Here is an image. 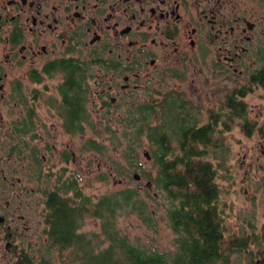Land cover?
<instances>
[{"label": "flooded vegetation", "instance_id": "af4514ba", "mask_svg": "<svg viewBox=\"0 0 264 264\" xmlns=\"http://www.w3.org/2000/svg\"><path fill=\"white\" fill-rule=\"evenodd\" d=\"M218 73L227 77L224 105L217 120L212 114L197 125L186 112V90H172ZM158 107L160 122L148 125ZM171 112L188 136L227 120L225 130L233 125L246 139L240 169L263 166L264 0H0V264L44 262L56 220L49 197L72 207L69 192L89 182L93 127L117 122L130 136L146 135L167 126ZM42 217L41 241L32 226ZM259 231L264 237V222ZM232 237L247 264H264V238ZM32 242H42L38 260L29 255Z\"/></svg>", "mask_w": 264, "mask_h": 264}, {"label": "trees", "instance_id": "16d2710c", "mask_svg": "<svg viewBox=\"0 0 264 264\" xmlns=\"http://www.w3.org/2000/svg\"><path fill=\"white\" fill-rule=\"evenodd\" d=\"M164 120L167 126L162 123L152 133L132 138L143 137L150 143L148 153L156 174L143 172L141 176L171 203L167 218L177 236L174 251L169 255L146 252L131 244L117 229L116 221L122 214L135 212L143 223L151 222L153 213L138 190L127 188L110 192L93 202L75 188L80 202L74 201L72 207L54 196L49 197L48 209L56 220L49 222L43 264H51L48 254L54 250L60 253L71 250L64 264H225L229 254L238 249L236 243L240 239L223 238L221 211L215 204L220 192L215 183L216 171L209 161L211 149L217 146L215 130L213 132L211 127L190 130L188 136L179 113L171 112ZM176 131L184 134L178 135ZM170 140L177 142L178 149L170 147ZM90 146L94 153L102 152V145L95 140H91ZM133 153L128 147L125 159L130 160ZM70 188L72 186L65 187ZM55 204L61 207L54 212ZM86 217L99 222L98 235L79 233ZM103 243L107 245L103 247Z\"/></svg>", "mask_w": 264, "mask_h": 264}, {"label": "rangeland", "instance_id": "374dc122", "mask_svg": "<svg viewBox=\"0 0 264 264\" xmlns=\"http://www.w3.org/2000/svg\"><path fill=\"white\" fill-rule=\"evenodd\" d=\"M203 76L204 74L198 75L195 83L196 88H172L173 93H176L175 90H178L177 93L186 90L188 95L187 98L184 96L187 99L186 108H188V111L186 112L191 116V118L189 116L191 121L197 120V125L209 122L212 114L215 117L216 113L223 107L228 94V83L225 75L218 73V75L214 76V80L210 81H203ZM211 85L214 87L212 88L214 90L213 93L210 90ZM159 113L160 108L158 107L156 113L148 118L146 123L155 125L160 122L162 116ZM226 122L227 120L223 119L219 122L223 124L222 126L214 127L215 132H217L218 146L216 149L215 147L211 149L209 155V161L216 171L215 183L220 192L215 204H217L218 210L221 211L223 238L228 240L232 236L243 235L247 237V241L252 243L256 241L257 236L260 239L264 238L259 231L264 222V157L262 158V167L250 170L249 164L246 162L244 167L240 169L241 157L247 154L246 150H241L246 139L241 136L238 129L233 131V125L230 131H226L224 127ZM100 124L102 125L99 128L93 127L91 140L101 144L103 149L101 153H94L90 149L89 170L91 175L89 182L84 186H80L81 195L91 197L92 199H90L95 202L98 198L110 192H119L127 188L138 190L140 196L148 203L149 211L153 212L151 222L149 224L143 223L135 212L126 215L122 214L116 221L117 229L128 238L131 244L146 252L155 251L166 255L171 254L175 249V240L177 238L176 234L171 230L167 218V210L171 203L164 200V193H159L154 188L148 191L149 189L146 186L148 179L142 177L138 182L133 180L134 174L138 176L142 175L143 172H151L152 176L156 174L153 162L147 161L142 154L144 149L148 150L149 144L143 137L133 139L129 135L131 130L128 127L118 126L117 122H115V125H109L107 122H100ZM106 125L108 128L105 127ZM116 130L120 131L116 134L117 136L113 133ZM94 131H98L100 135L96 136ZM121 133L128 134L122 136ZM128 147L134 150L130 160L124 157V152ZM238 151L241 154L237 156ZM98 165H100L101 174H104L105 179H100L101 174H93V172L97 171ZM110 172L112 173L111 177L108 175ZM121 180L123 182L119 183ZM67 196L73 198L75 203L80 202V199L73 192H69ZM43 223L42 217V224L40 223L37 227L32 226V229L36 231L35 234L41 232V241L45 238L43 233L45 225ZM252 225L254 226L253 230L249 228ZM79 233H96L98 235L99 222L86 217L81 224ZM99 238L102 240L101 236ZM41 245L42 242L36 247L35 243L32 242L30 257H33L34 252H37V260L40 258ZM106 245L107 243H103V247ZM244 250L238 247L236 251H232L226 264H247V254ZM247 250L250 253H254V257L258 256L253 244L249 245ZM70 252L71 250L63 253L57 250L51 251L48 254L49 261L51 264H64L68 260L67 257H69ZM42 260L44 261L43 258ZM32 264L40 263L39 260H34Z\"/></svg>", "mask_w": 264, "mask_h": 264}, {"label": "water", "instance_id": "95a60500", "mask_svg": "<svg viewBox=\"0 0 264 264\" xmlns=\"http://www.w3.org/2000/svg\"><path fill=\"white\" fill-rule=\"evenodd\" d=\"M146 158L149 159V156L147 154H145ZM134 179L135 180H139V177L137 175H134ZM148 189H151V184H147L146 185Z\"/></svg>", "mask_w": 264, "mask_h": 264}]
</instances>
